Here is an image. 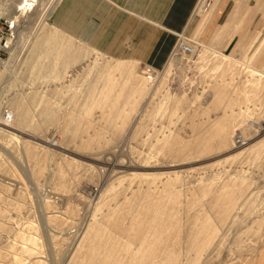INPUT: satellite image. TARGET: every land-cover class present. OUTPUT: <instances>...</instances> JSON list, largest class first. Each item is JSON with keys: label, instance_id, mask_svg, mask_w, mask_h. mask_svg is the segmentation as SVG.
I'll return each mask as SVG.
<instances>
[{"label": "rangeland", "instance_id": "obj_1", "mask_svg": "<svg viewBox=\"0 0 264 264\" xmlns=\"http://www.w3.org/2000/svg\"><path fill=\"white\" fill-rule=\"evenodd\" d=\"M58 1L0 0V264H264L259 55L204 52L198 11L195 51L149 72L51 21Z\"/></svg>", "mask_w": 264, "mask_h": 264}, {"label": "crops", "instance_id": "obj_2", "mask_svg": "<svg viewBox=\"0 0 264 264\" xmlns=\"http://www.w3.org/2000/svg\"><path fill=\"white\" fill-rule=\"evenodd\" d=\"M198 9L201 0H59L50 19L106 55L162 69L180 35L197 25ZM210 11L202 50L231 54L237 60L257 54L264 65V0H214ZM134 68L130 64L124 69L131 87L125 85L121 92L132 88L138 93V87L148 85L147 77H136ZM104 79L115 85L111 74ZM136 82L141 84L133 88Z\"/></svg>", "mask_w": 264, "mask_h": 264}, {"label": "built area", "instance_id": "obj_3", "mask_svg": "<svg viewBox=\"0 0 264 264\" xmlns=\"http://www.w3.org/2000/svg\"><path fill=\"white\" fill-rule=\"evenodd\" d=\"M202 4L203 5H202L201 9L196 10V12L198 13V11H199L201 13L203 12L204 14H206L212 9L213 4H214V0H203ZM192 45L193 44H188V43L184 42L183 40H181V35H180L179 42L177 45L178 49L180 51H182L184 53H192L193 52V46ZM146 68H147V71H149V72L155 71V69L151 66H147ZM5 118H7L9 121L11 120V116L8 113H6Z\"/></svg>", "mask_w": 264, "mask_h": 264}, {"label": "bare ground", "instance_id": "obj_4", "mask_svg": "<svg viewBox=\"0 0 264 264\" xmlns=\"http://www.w3.org/2000/svg\"><path fill=\"white\" fill-rule=\"evenodd\" d=\"M33 0H23V7L24 8H21V10H22V13H20L21 14V16L25 13V10H26V7H25V5H27L28 3H31ZM203 3V0H201V7H202V4ZM17 16H20V15H17ZM195 51V49H194V47H193V52ZM192 52V53H193ZM184 53V52H183ZM17 110H18V114H17V121L18 122H20V120H22V117H21V114H20V112H19V110H20V107H19V105H17ZM251 123H254V121H252ZM240 141H242V139H240V140H238V142H240ZM234 143H235V140H234ZM243 144L245 143V142H242Z\"/></svg>", "mask_w": 264, "mask_h": 264}]
</instances>
